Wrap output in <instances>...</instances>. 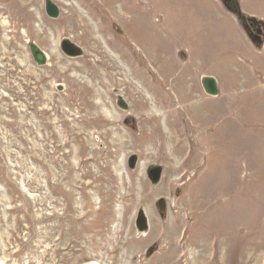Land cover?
<instances>
[{"label": "rangeland", "instance_id": "374dc122", "mask_svg": "<svg viewBox=\"0 0 264 264\" xmlns=\"http://www.w3.org/2000/svg\"><path fill=\"white\" fill-rule=\"evenodd\" d=\"M45 1L0 0V264H264V45L221 0Z\"/></svg>", "mask_w": 264, "mask_h": 264}, {"label": "water", "instance_id": "95a60500", "mask_svg": "<svg viewBox=\"0 0 264 264\" xmlns=\"http://www.w3.org/2000/svg\"><path fill=\"white\" fill-rule=\"evenodd\" d=\"M223 3L226 9L237 17L238 22L240 23L242 28L247 32L252 42L257 47H262L264 41L262 38L254 36L249 27L247 26L246 21L248 18L242 12L239 0H223ZM45 10L50 18L56 19L60 16V8L51 0H46ZM29 46L32 56L36 63L39 66L46 65L47 56L44 51H42V49L35 43H30ZM61 49L67 56L72 58L80 57L83 55L82 48L70 41L68 38L62 41ZM202 85L208 95L217 97L220 94L219 82L214 76L202 77ZM118 105L124 109L128 108L127 103L124 101V99H122V97L118 98ZM147 172L152 184L158 185L161 181L162 167L159 165H152L148 168ZM158 204L161 208L165 206L164 200H160ZM137 227L140 232L146 231L148 228L146 217L144 216L143 211H140L138 215Z\"/></svg>", "mask_w": 264, "mask_h": 264}, {"label": "flooded vegetation", "instance_id": "af4514ba", "mask_svg": "<svg viewBox=\"0 0 264 264\" xmlns=\"http://www.w3.org/2000/svg\"><path fill=\"white\" fill-rule=\"evenodd\" d=\"M247 23H248L250 30L252 31V33L255 36H260V37L264 38V24H263V22L251 20V21H247Z\"/></svg>", "mask_w": 264, "mask_h": 264}, {"label": "bare ground", "instance_id": "6f19581e", "mask_svg": "<svg viewBox=\"0 0 264 264\" xmlns=\"http://www.w3.org/2000/svg\"><path fill=\"white\" fill-rule=\"evenodd\" d=\"M69 8H71V9H73V7H69ZM84 9V8H83ZM74 10V9H73ZM75 11V10H74ZM85 18V17H84ZM92 19H95V17L93 16L92 17ZM80 21H82L83 23H84V25H82V27H84L85 29H89L90 30V25H88V24H86V22H88L87 21V19H83V18H80ZM89 23V22H88ZM81 27V26H80ZM100 30V29H99ZM90 34V33H89ZM91 35V34H90ZM102 56L104 57V58H101V59H104V60H109V58H107V56H106V54L105 53H102ZM109 62V61H108ZM111 64V63H110ZM111 66V65H110ZM103 68H101V70H102ZM100 70V71H101ZM104 71H109V70H106V69H104ZM98 72V71H97ZM99 73V72H98ZM100 74V73H99ZM101 75V74H100ZM103 77V76H102ZM103 79H111V82H113L112 81V79H113V74L111 73V72H109L108 74H105L104 75V77H103ZM107 83V82H106ZM163 110V109H162ZM162 113V112H161ZM158 115V114H157ZM173 127H175V126H173ZM172 127V128H173ZM176 127H177V125H176ZM175 130V129H174ZM176 132V131H175ZM158 148V147H157ZM160 150V149H159Z\"/></svg>", "mask_w": 264, "mask_h": 264}]
</instances>
